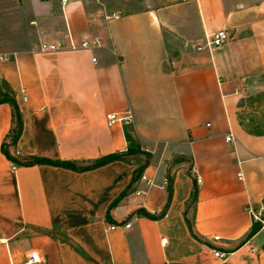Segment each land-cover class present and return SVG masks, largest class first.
Here are the masks:
<instances>
[{
    "label": "crops",
    "instance_id": "1",
    "mask_svg": "<svg viewBox=\"0 0 264 264\" xmlns=\"http://www.w3.org/2000/svg\"><path fill=\"white\" fill-rule=\"evenodd\" d=\"M25 3L33 40L0 60L21 120L11 143L0 102V264H264V0Z\"/></svg>",
    "mask_w": 264,
    "mask_h": 264
},
{
    "label": "rangeland",
    "instance_id": "2",
    "mask_svg": "<svg viewBox=\"0 0 264 264\" xmlns=\"http://www.w3.org/2000/svg\"><path fill=\"white\" fill-rule=\"evenodd\" d=\"M109 1L116 4L120 0ZM29 25L25 0H0V53L7 54L27 47L33 40ZM142 157L146 159L145 154Z\"/></svg>",
    "mask_w": 264,
    "mask_h": 264
},
{
    "label": "built area",
    "instance_id": "3",
    "mask_svg": "<svg viewBox=\"0 0 264 264\" xmlns=\"http://www.w3.org/2000/svg\"><path fill=\"white\" fill-rule=\"evenodd\" d=\"M65 1V0H61ZM175 2H185L189 0H174ZM111 16L117 17V15L112 14ZM229 39V34L227 31L223 28L217 29L215 31L210 32L209 34L204 36V42L203 45H195L196 50H200L203 47L210 48V47H216L221 44H223L225 41ZM99 45V40L97 38H93L91 40L84 39L79 43V47L82 48H90V47H96ZM69 46L74 47V44L69 41ZM63 46L61 43L55 42V43H49V42H40L37 46V49L40 51H51L56 50L59 48H62ZM6 59V55L4 53H0V60ZM92 61H95V58L92 57ZM24 99V96L22 97ZM131 121V115L129 112H125L121 115H117L116 113H108L106 114V123L107 125H112L115 122L121 123V124H128ZM232 139V135L230 133H227L224 137L225 141H230ZM144 176L140 175V179H143ZM149 181V180H148ZM196 181H198V177H196ZM255 220H258L260 222H263L262 219H260L258 216H254ZM115 225H110L109 228H113ZM124 227H129V222L123 223ZM212 253L216 257H221L222 253L218 252L217 250H212ZM39 256L35 251H30L26 254V260L25 262L28 264L37 263L39 261Z\"/></svg>",
    "mask_w": 264,
    "mask_h": 264
},
{
    "label": "trees",
    "instance_id": "4",
    "mask_svg": "<svg viewBox=\"0 0 264 264\" xmlns=\"http://www.w3.org/2000/svg\"><path fill=\"white\" fill-rule=\"evenodd\" d=\"M0 102H7L12 107L13 127L11 128V130L9 132V138H10V142L14 143L16 141V139H17V137L19 135L20 129H21V120H20L19 111L17 109V105H16L14 99L9 94H7L6 92H2V91H0ZM3 152L13 162L21 164V165L22 164L30 165V164H36V163H46V164H51V165H55V166H61V167H65V168L75 169V170H83V169H87V168L96 167V166L102 165L104 163H107V162H109L111 160L121 158V155H119V154H107V155H103L101 157H98V158L90 161L88 164H86L84 166H81V165H76L75 163H73L71 161L53 160V159L40 158V157H35V156L29 157V159H27V160H22V161L18 162L15 159H13L6 151H3ZM140 172H141V167L137 168L135 170L136 176L139 175ZM120 195H122V193ZM115 201H116V199L113 201V203ZM137 212L142 213V214H144L146 216H149V217H156L155 215L148 214V213H146L143 210H137ZM260 225H261L260 222L253 221L252 224H251V227L249 229V232L247 233V236H249L252 233H254L260 227Z\"/></svg>",
    "mask_w": 264,
    "mask_h": 264
}]
</instances>
